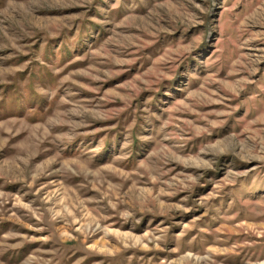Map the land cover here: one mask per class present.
Returning a JSON list of instances; mask_svg holds the SVG:
<instances>
[{"label":"rangeland","instance_id":"374dc122","mask_svg":"<svg viewBox=\"0 0 264 264\" xmlns=\"http://www.w3.org/2000/svg\"><path fill=\"white\" fill-rule=\"evenodd\" d=\"M0 264H264V0H0Z\"/></svg>","mask_w":264,"mask_h":264}]
</instances>
